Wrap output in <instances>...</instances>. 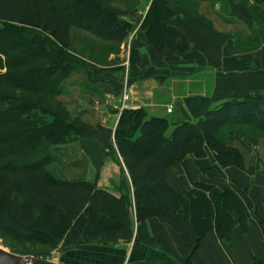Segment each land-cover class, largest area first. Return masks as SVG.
Here are the masks:
<instances>
[{"label": "trees", "instance_id": "trees-1", "mask_svg": "<svg viewBox=\"0 0 264 264\" xmlns=\"http://www.w3.org/2000/svg\"><path fill=\"white\" fill-rule=\"evenodd\" d=\"M252 1L264 9V0ZM105 2L0 0V228L12 230L15 240L61 245L64 252L134 240L172 253L161 236L146 232L145 220L156 217L182 234L186 251L179 261L191 264L207 232L228 241L234 227L245 231L246 212L235 185L220 190L195 182L181 194L168 185L166 171L174 165L187 170L186 158L201 159L207 149L219 166L243 168L241 152L218 132L225 125H247L264 137V98L244 96L213 107L210 98L188 96L183 105L189 118L178 123L147 117L144 109H123L113 132L115 148L110 146L128 177L121 178L119 198L85 181L51 176L46 166L52 149L66 144H78L96 171L103 163L92 127L53 99L73 72L92 77L69 51L71 29L117 46L134 32L135 25ZM171 18L167 0H151L136 30L161 57L184 52ZM138 58L131 49L129 64ZM251 215L264 238V221L254 210Z\"/></svg>", "mask_w": 264, "mask_h": 264}, {"label": "crops", "instance_id": "crops-1", "mask_svg": "<svg viewBox=\"0 0 264 264\" xmlns=\"http://www.w3.org/2000/svg\"><path fill=\"white\" fill-rule=\"evenodd\" d=\"M113 1L106 0V6L135 25L134 32L119 46L75 28L70 30L69 51L92 76L73 72L66 79L80 80L72 86L74 99L70 103L76 108L74 116L92 127L90 133L97 147H114L113 132L123 109H144L147 117L178 123L189 118L183 105L188 96L210 98L213 107L244 96L264 98V9L252 0H167L172 12L170 28L177 33L176 42L184 52L163 57L142 32L136 31L151 0ZM131 49L139 57L133 65L129 64ZM97 74L100 77L94 79ZM123 93L127 95L125 101ZM218 136L241 152L243 168L219 166L207 149L201 159L186 158L187 170L181 165L170 167L167 183L181 194L190 191L195 182L220 190L235 185V195L246 212V230L234 227L228 241L219 240L214 231L207 232L190 263L251 264L256 260L264 264V238L251 215L254 210L264 221V137L247 125H225ZM84 156L83 167L72 169L75 178L67 181H85L119 198L121 178L123 174L128 177L124 168L122 174L118 154L105 155L97 171ZM145 227L149 237L161 236L172 253L157 245L119 240L113 245L86 244L62 252L59 262L182 264L179 260L186 251L182 234L156 217L147 218Z\"/></svg>", "mask_w": 264, "mask_h": 264}, {"label": "rangeland", "instance_id": "rangeland-1", "mask_svg": "<svg viewBox=\"0 0 264 264\" xmlns=\"http://www.w3.org/2000/svg\"><path fill=\"white\" fill-rule=\"evenodd\" d=\"M111 1L113 0H107L108 3H111ZM103 51L105 52L106 49H103ZM86 68L89 69L87 66ZM75 73H77V71ZM97 76L100 77L98 74L93 77L97 78ZM73 79L74 78H72V80H65L63 83H61V85L58 88V94L53 99L54 101H61L66 106L71 116H74L76 112L75 110L76 108H73L71 106L72 102L70 103V101L74 99L73 96L74 88H72V86L80 81V80L74 81ZM99 149L102 151V156H101L102 158L105 155L106 156L112 155L111 147H105ZM83 154L86 155L81 150L79 145L75 143L66 144L63 146L53 148L52 149L53 161L46 166V169L53 177H59L66 180H73L75 177L72 174V169L75 168L79 169L80 167L81 168L83 167V163L85 161V156ZM86 157L88 156L86 155ZM12 235H13L12 230L8 229L7 231H4L0 228L1 249L20 257L37 258L49 263L60 264L59 257H62V252H64L61 250V245H59L57 248H47L46 246L41 245L37 242L27 243L21 240H17V239L15 240L13 239Z\"/></svg>", "mask_w": 264, "mask_h": 264}, {"label": "water", "instance_id": "water-1", "mask_svg": "<svg viewBox=\"0 0 264 264\" xmlns=\"http://www.w3.org/2000/svg\"><path fill=\"white\" fill-rule=\"evenodd\" d=\"M0 264H54L37 258L20 257L0 248Z\"/></svg>", "mask_w": 264, "mask_h": 264}, {"label": "built area", "instance_id": "built-area-1", "mask_svg": "<svg viewBox=\"0 0 264 264\" xmlns=\"http://www.w3.org/2000/svg\"><path fill=\"white\" fill-rule=\"evenodd\" d=\"M122 99H123V101H125V100L127 99V95H126L125 93L123 94ZM170 111H171V108L168 107V108H167V112H170Z\"/></svg>", "mask_w": 264, "mask_h": 264}]
</instances>
